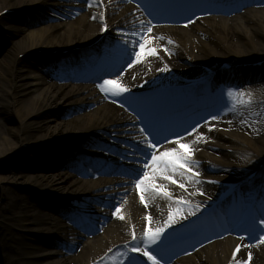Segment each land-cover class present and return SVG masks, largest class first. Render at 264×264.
<instances>
[{
    "label": "bare ground",
    "instance_id": "1",
    "mask_svg": "<svg viewBox=\"0 0 264 264\" xmlns=\"http://www.w3.org/2000/svg\"><path fill=\"white\" fill-rule=\"evenodd\" d=\"M199 1L214 4V0ZM252 1L254 0H233L230 4L233 8H239ZM147 4L148 0H102L101 3L99 0H92L91 6L90 0H0V11L20 8L34 18L31 23H22L6 21L4 16H0V51L6 49V55L0 59V166L7 164L0 171V264H88L110 250L113 252L98 264H135L133 259H126L122 248L114 249V246L122 241H131L135 247L143 248L142 234L149 225V214L152 216L151 227L156 228L162 226L170 212L178 207L187 218L194 210L165 199L150 189L145 190V203L140 199L138 190L130 207H120L123 222L107 225L105 234L87 244L78 259L67 253L66 260L57 262L53 258L55 252H40L44 247H39L34 241L39 237L43 239V246L65 244V251L70 252L75 248L79 234L76 229L50 219L49 213L41 208L42 202L39 201L47 198L43 194L62 195L66 201L86 206L95 199L102 198L101 196L120 197L127 192L129 182L124 177L109 176L107 179H100L88 169L78 175L67 167L55 171L41 166L36 168L34 164L39 159L37 156L32 161H23L29 165L25 166L16 162L23 158L22 147L25 144L40 148H48L57 143L75 146L78 144L76 138L82 137L81 142L85 146L83 149L108 157L110 153L105 151H113L112 147L102 151L92 140L100 138L114 143L116 140L113 137L118 135L127 139L131 131L142 125L134 110L138 109L140 112L149 104L154 107L165 97L163 91H145L139 94L135 90L177 83V73L190 76L202 74V65H209L217 70L212 80V84L217 86L224 76L220 72V65L224 61L240 63L264 59V6H249V9L242 12L241 19H213L207 22L190 19L186 22L187 26L181 25L175 30L164 24L158 25L152 36L154 39L147 44V47L156 48L158 55H149L145 50L142 54L144 58L133 64L122 76L106 78L119 79L129 88L128 92L119 96L101 90L100 85L105 79L101 84L94 85L77 82L76 78L80 74L76 71L77 66L70 60L73 52L64 56L62 50L85 46L96 40L104 30L106 18L107 37H110L107 39L113 42L111 46L114 50L105 44L106 38L93 49L98 50L99 46L103 49L110 48L111 54H114L125 48L122 59H107L106 62L114 64L113 69L123 67L125 59L133 56L130 52L137 40L135 38L140 36L137 33L143 34L141 29L149 26L143 12ZM93 16L96 18L93 19ZM141 21L144 22L143 25ZM167 35L174 37L175 42L166 41ZM117 45L118 48H115ZM34 49L42 52L57 51L56 57L61 59L63 67L61 74L47 72L41 63H31L19 58L20 53H28ZM80 62L82 66L91 63L89 59ZM166 66L167 71L164 70ZM253 71L249 70L247 73V70L241 68L234 70V81L240 82L249 76L253 78L255 75H262L263 81L258 84L261 86L264 83V66ZM227 89L229 88L224 86L222 91ZM165 91L170 92L171 98L183 97L185 93L177 89ZM261 92L264 94V90ZM171 98L164 101L166 107L174 104L170 103ZM62 105L80 106V111L62 117H56L52 112L48 114L49 109ZM227 115L228 117H218L209 124L214 127H207L204 133L206 141L204 137L183 141L196 149L189 167L200 173L206 172L209 167L215 172L213 176L228 181L247 178L250 171L257 170V178L245 184L247 191L256 190L263 201L264 168L261 166H264V103L228 108ZM173 116L175 120L181 119L174 113ZM169 143H162L164 147H158L156 151L178 147ZM120 145L117 150L121 153V162L125 164L128 162L123 156L141 165V157L152 151L146 143L136 151L124 140ZM228 149H232V152L227 151ZM56 151L66 158L70 155L64 149ZM198 159L210 160L212 164H201L196 161ZM12 162H16L14 166L11 165ZM149 175L157 185L191 202L203 201L216 194L214 186L204 185L187 169L172 171L169 166L163 173L152 171ZM169 175L181 183L176 185L173 180L166 179ZM20 189L24 190L23 193L19 192ZM40 193L42 195H37ZM33 203L38 210L36 216L29 214ZM106 204L112 203L108 200ZM9 214L14 217L11 218ZM180 215L181 213H177L176 222L165 229L155 244L148 246L154 255L165 254L161 244L173 233H168L169 230L187 219H180ZM189 228V225H185L176 232ZM236 229V220L219 221L216 230L194 239H198V244L201 245L197 252L189 249V243L185 244L180 252L173 255V260L167 257L163 264H239L240 261L264 264V244L245 243L235 236ZM7 230L12 236H5L4 241L3 236ZM133 230L137 237L135 240L132 239ZM190 232L189 229L187 234ZM237 245H240V250L234 256ZM34 248L36 251H33ZM187 250L190 251L189 257L175 260ZM249 252L252 253L250 261ZM49 257L50 261H44V258Z\"/></svg>",
    "mask_w": 264,
    "mask_h": 264
},
{
    "label": "snow or ice",
    "instance_id": "2",
    "mask_svg": "<svg viewBox=\"0 0 264 264\" xmlns=\"http://www.w3.org/2000/svg\"><path fill=\"white\" fill-rule=\"evenodd\" d=\"M90 6H91V0H90ZM96 17L93 16V19ZM143 21H141V24L143 25ZM108 25L106 22L105 18V23H104V30H107ZM122 31V30H121ZM142 32L146 33H152L153 31V26L149 24V26L145 29H141ZM137 35H140V39L136 41L135 43L138 45V51L135 52V59L128 64V68H131L133 64L140 62L144 57L143 53L145 50L149 55L151 54H156L158 55L157 49L154 47H147L148 41L154 39V37L148 36L147 39L144 35H141L140 33H137ZM171 38H169L170 40ZM174 43V41H173ZM167 51V48H165ZM167 71V66L164 69ZM100 88L102 91L105 93H113L117 96L121 95L124 92H128L129 88L124 85L122 82H120L119 79H105L103 83L100 85ZM230 97H233L234 102L238 104H247L251 105L252 103V97L250 94H246L243 91L236 90V89H230L228 92ZM212 119H217V117H212ZM209 127H214V125H209ZM193 132H196V128L192 129ZM145 137H147V133H145ZM201 137H204L206 141V137L204 136V133H200L199 136L197 137V140H199ZM146 145L152 150L151 151V160L149 163H146L144 165L145 169L151 168L153 172H160L163 173L169 166L171 167L172 171H176L178 168L179 169H187L189 173H193L195 176H198V172H194V170L189 167V162L191 158L194 155L195 148L192 147L188 143L182 142V138L177 136L175 137L174 143L178 145V147H168L165 148L163 151H156L157 150V144L153 143L151 139L145 140ZM163 165V167H161ZM166 179L168 180H173L172 176H167ZM136 187L139 189L140 193V199L142 201H145V190L150 189L153 190L157 193H164L165 195L171 196V193L164 188L163 186L157 185L149 175V171L145 170L143 172V175L139 176V179L136 180ZM178 183V182H177ZM184 185H182L183 187ZM177 199L180 203L184 205H188L190 210L193 209H198L201 207L199 204H192L190 201L184 200L183 197L175 198ZM147 203V201H145ZM121 210L119 207L116 208V215L120 216L121 219L124 217L120 214ZM177 213H181L180 219H186L187 217L182 215V209L181 208H176L170 214L168 215L167 220L163 223L162 226L153 228L151 227V220L152 216L149 214L147 216V219L149 221V225L145 227L143 231V248H133L132 251L135 252H142L144 256H146L149 260L152 261V264H162V261L157 258L156 255L153 254L152 251L149 250V245L155 244L161 237V235L164 233L165 229L169 227L171 224L176 222V216ZM192 215H195V211L193 210L191 212ZM261 224H264V220L260 221ZM132 239L135 240L137 239L136 233L133 230L132 233ZM261 241H264V237H261ZM240 250V245H237L236 252H234V256L236 253H238ZM252 258V253H248V261H250ZM239 264H247L245 261H240Z\"/></svg>",
    "mask_w": 264,
    "mask_h": 264
},
{
    "label": "rangeland",
    "instance_id": "3",
    "mask_svg": "<svg viewBox=\"0 0 264 264\" xmlns=\"http://www.w3.org/2000/svg\"><path fill=\"white\" fill-rule=\"evenodd\" d=\"M13 11V13H7V14H4L3 16L5 17V20L6 21H14V22H17V21H20V22H24V23H31L32 21H33V17L31 16V15H29V14H26V13H24L23 11H24V9H20V8H15V9H13L12 10ZM23 13V14H22ZM236 16H238V15H236ZM236 16H234V17H236ZM143 34H145V36H149L148 34L149 33H146V32H144ZM151 34V33H150ZM139 39H140V36L138 37ZM138 47V45L136 44V45H134V51H136V49L135 48H137ZM3 49V48H2ZM6 49L4 48L2 51H0V59L2 58V56H4V55H6ZM133 51V50H132ZM23 59L25 58L27 61H29V62H38V63H44V61L46 62V60H43V59H41V58H39V59H33V58H27V56L26 57H22ZM122 58V57H121ZM42 65V64H41ZM127 65V64H126ZM123 71H120V72H116V75L118 74V76H119V74L121 75V73H122ZM109 73H106V75H101V77H100V80H101V78H104V77H106L107 75H108ZM111 74H113V73H111ZM3 103L6 105L7 103H5L4 101H3ZM80 106H72V105H69V106H64V105H62V106H56V107H53V108H51V109H49V112H48V114L50 115V112H52L53 113V115H55L56 117H62V116H69V115H72V114H76V113H78L80 110V108H79ZM8 109H11V108H8ZM118 145V144H117ZM59 146H63V144H61V143H57V144H53L52 146H49L48 148H40V147H37V146H32L31 144H26V145H24L22 148H23V152H24V156H23V158L21 159V161H20V159L18 160V161H16L17 163H20V164H23V165H25V166H29V165H27V164H25L23 161H32V160H34V159H37L35 156H37V157H39L40 159H38L37 160V163L36 164H34L35 165V167L37 168H39V166H41L42 168H44V169H51L52 171L54 170H56V169H59V168H63V167H66V165H67V159H66V157H64V156H60L59 155V153L56 151V150H60L59 149ZM77 147H79L80 148V145H77ZM81 149V148H80ZM83 149V148H82ZM74 150L72 149H68V151H66V152H69V156L70 157H72V158H74V152H73ZM72 155V156H71ZM69 157V158H70ZM16 162H12L13 164H11L12 166H14V164L16 163ZM9 164V163H8ZM4 166H7V164H5V165H1L0 166V171H1V167H4ZM11 186V185H10ZM7 187H9L8 185H7ZM15 188V187H14ZM14 188H12V189H14ZM25 189V188H24ZM27 189H25V191H26ZM23 189L21 190L20 189V191L19 192H21V193H23ZM59 193H61V192H59ZM52 195V194H51ZM50 195V196H51ZM62 196V195H61ZM36 198V197H35ZM49 198H52V197H49ZM37 202H38V200H36ZM39 201H41V202H44V201H42V200H39ZM36 203V202H35ZM35 203H33V206L30 208V215H32V216H36V214L38 213V210L36 209L37 207L35 206ZM36 207V208H35ZM46 212H48L49 213V211H46ZM52 214V213H51ZM9 216L12 218V217H14L12 214H9ZM49 217H51V220L52 221H54L53 219H55L54 217V215L53 216H50V214H49ZM56 220V219H55ZM112 220H113V218H112ZM112 222H114V221H112ZM5 230V229H4ZM5 236L7 237V236H12V233L9 231V230H7V232H5L4 233V241H5ZM1 237V236H0ZM34 241L36 242V244H38V246L39 247H41V248H43V250H40V252H46V253H50V252H56V248L55 247H50V246H43L44 244H43V239H41V238H39V237H37V238H35L34 239ZM263 242V241H262ZM33 251H36V249L34 248L33 249ZM37 254V253H36ZM57 255V254H56ZM60 257H57L56 259H59ZM55 259V260H56ZM62 259H64V258H62ZM46 260H50V257L48 258V259H45L44 258V261H46ZM41 261H43L42 259H41Z\"/></svg>",
    "mask_w": 264,
    "mask_h": 264
}]
</instances>
